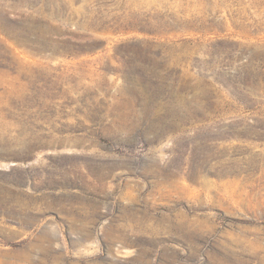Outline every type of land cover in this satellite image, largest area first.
<instances>
[{"label":"rangeland","instance_id":"rangeland-1","mask_svg":"<svg viewBox=\"0 0 264 264\" xmlns=\"http://www.w3.org/2000/svg\"><path fill=\"white\" fill-rule=\"evenodd\" d=\"M0 264H264V0H0Z\"/></svg>","mask_w":264,"mask_h":264}]
</instances>
